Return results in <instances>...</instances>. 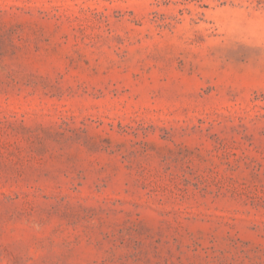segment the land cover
<instances>
[{
	"label": "rangeland",
	"instance_id": "1",
	"mask_svg": "<svg viewBox=\"0 0 264 264\" xmlns=\"http://www.w3.org/2000/svg\"><path fill=\"white\" fill-rule=\"evenodd\" d=\"M0 264H264V0H0Z\"/></svg>",
	"mask_w": 264,
	"mask_h": 264
}]
</instances>
